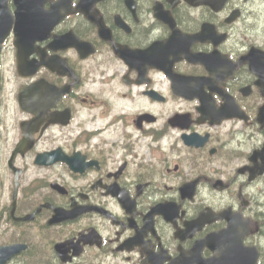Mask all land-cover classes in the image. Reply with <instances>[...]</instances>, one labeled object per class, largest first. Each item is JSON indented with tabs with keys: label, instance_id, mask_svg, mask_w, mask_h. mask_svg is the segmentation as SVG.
<instances>
[{
	"label": "flooded vegetation",
	"instance_id": "1",
	"mask_svg": "<svg viewBox=\"0 0 264 264\" xmlns=\"http://www.w3.org/2000/svg\"><path fill=\"white\" fill-rule=\"evenodd\" d=\"M41 1L33 12L51 9V33L30 29L26 36L27 29L12 27L0 46V132L12 148L24 135L33 140L14 160L16 216L41 208L13 225L30 249L14 263L175 264L182 256L194 264L191 249L224 222L189 231L184 223L218 209L222 179L226 208L254 215L257 181L241 172L264 143L256 3ZM7 8L14 11L11 2ZM65 34L80 51L69 48ZM29 119L35 132L19 125ZM12 148L1 150L0 169ZM45 153L52 163L36 166ZM195 179L193 199L181 196V186ZM76 209L79 215L50 223L55 210ZM4 210L0 227L10 222ZM58 243L67 244L66 253H56ZM199 256L212 259L207 248Z\"/></svg>",
	"mask_w": 264,
	"mask_h": 264
},
{
	"label": "rangeland",
	"instance_id": "2",
	"mask_svg": "<svg viewBox=\"0 0 264 264\" xmlns=\"http://www.w3.org/2000/svg\"><path fill=\"white\" fill-rule=\"evenodd\" d=\"M264 1H261L260 3H256L253 7L252 10H255L253 12V17H258L260 16V19L258 20V26L259 27H264ZM260 13H259V12Z\"/></svg>",
	"mask_w": 264,
	"mask_h": 264
},
{
	"label": "water",
	"instance_id": "3",
	"mask_svg": "<svg viewBox=\"0 0 264 264\" xmlns=\"http://www.w3.org/2000/svg\"><path fill=\"white\" fill-rule=\"evenodd\" d=\"M0 256H1V254H0Z\"/></svg>",
	"mask_w": 264,
	"mask_h": 264
}]
</instances>
